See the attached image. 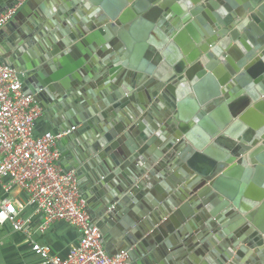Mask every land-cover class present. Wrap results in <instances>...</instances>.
<instances>
[{
  "label": "water",
  "instance_id": "obj_1",
  "mask_svg": "<svg viewBox=\"0 0 264 264\" xmlns=\"http://www.w3.org/2000/svg\"><path fill=\"white\" fill-rule=\"evenodd\" d=\"M5 27L24 91L91 138L110 253L264 264V0H26Z\"/></svg>",
  "mask_w": 264,
  "mask_h": 264
},
{
  "label": "built area",
  "instance_id": "obj_2",
  "mask_svg": "<svg viewBox=\"0 0 264 264\" xmlns=\"http://www.w3.org/2000/svg\"><path fill=\"white\" fill-rule=\"evenodd\" d=\"M21 2L0 12V28L13 19ZM41 115V106L24 91L17 71L0 62V225L9 223L20 232L43 264H131L127 251L106 249L101 229L87 211L77 172L61 165L57 142L66 132L34 133ZM26 207L41 216V233L56 221L78 229L79 239L65 256L52 254L48 245L32 237L30 217L22 216Z\"/></svg>",
  "mask_w": 264,
  "mask_h": 264
},
{
  "label": "crops",
  "instance_id": "obj_3",
  "mask_svg": "<svg viewBox=\"0 0 264 264\" xmlns=\"http://www.w3.org/2000/svg\"><path fill=\"white\" fill-rule=\"evenodd\" d=\"M25 1L26 0H22L18 10L22 7ZM37 4L38 3H36V6H38ZM50 12L53 14V9H50ZM60 21L61 20L58 18L56 23H60ZM15 23L17 24V22ZM13 34H15L14 27L6 28L4 25L0 28V62H4L6 58L11 57L15 53L16 49L15 46H13V43L19 44L20 41L23 42V40L18 41L19 39H11ZM15 35L18 34L16 33ZM23 50L26 51V48ZM229 92H232V90ZM41 108L42 115L35 123L34 133L38 135L45 131L66 132L57 142V146L61 152V165L64 169H74L77 172L81 191L86 196L88 191H90L89 185H91L89 180L91 166L87 165L91 156L88 158H83L82 156L84 155L87 143L91 138L88 137L86 132L73 135L69 134L71 129L66 130L67 128H61L62 122L64 121L65 108L60 102L55 101L53 103H48L41 106ZM198 128L204 130L202 127ZM254 174V167H251L246 186L254 182ZM184 183H187V181H184ZM20 196L22 199H25L23 193H20ZM22 216L30 217L29 228L32 231V237L38 242L48 245L52 254L65 256L71 245L76 243L79 239L78 229L64 221L54 222L43 233L37 231V225L41 220V216L33 214L30 207H26L22 211ZM110 249L112 251H120L116 245L110 246ZM142 255H137L136 257H130L128 255V259L131 264H135L138 261H143ZM0 264L43 263L40 257L32 251L30 244L24 240V236L20 232L14 231L9 223H5L0 225Z\"/></svg>",
  "mask_w": 264,
  "mask_h": 264
}]
</instances>
